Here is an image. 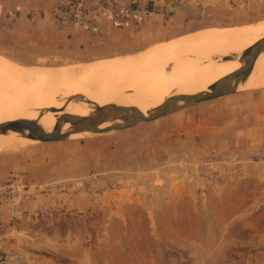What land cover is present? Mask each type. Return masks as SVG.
<instances>
[{"label":"crops","instance_id":"crops-1","mask_svg":"<svg viewBox=\"0 0 264 264\" xmlns=\"http://www.w3.org/2000/svg\"><path fill=\"white\" fill-rule=\"evenodd\" d=\"M86 1L91 5L92 0ZM66 2L0 0V53L19 63L53 56L111 59L210 28L264 22V0H119L122 7L151 4L157 10L141 23L130 19L123 26L116 25L113 13H92L90 19L101 29L94 33L58 20L54 8ZM44 150L0 155V264L89 260L84 223L73 224L72 218L63 221V229L53 222L66 213H82L83 184L90 172L96 174L94 182L115 185L118 208L123 196L134 195L121 182L135 174L148 183L147 196L166 192L173 199L192 197L197 222L192 220V227L235 231L236 239L224 235L220 242L239 244L237 257L246 252L248 262L264 264V86L198 103L187 114L173 113ZM63 184L71 186L62 187L60 194L73 198L56 209L53 195ZM91 195L99 203L94 197L100 194ZM146 212L156 213V205H147ZM68 226L80 231L68 232Z\"/></svg>","mask_w":264,"mask_h":264},{"label":"bare ground","instance_id":"bare-ground-1","mask_svg":"<svg viewBox=\"0 0 264 264\" xmlns=\"http://www.w3.org/2000/svg\"><path fill=\"white\" fill-rule=\"evenodd\" d=\"M262 36L264 24L216 27L201 35H185L157 44L141 55L74 67L35 69L0 55V122L35 117L37 109H42L44 115L39 122L51 127L58 114L86 116L94 110V104L110 103L135 105L146 113L173 91L186 93L207 89L208 85L240 65L238 60H230L227 56L220 61L210 60L212 54L223 53V50L239 51ZM188 53L193 56H186ZM200 58L204 62L199 61ZM260 61L261 68L252 74L243 89L264 86L262 53L255 58L256 65ZM66 102L65 110H49L51 107L61 109ZM69 125L68 122L66 126ZM1 136L4 137L0 139V150L33 142L23 137L19 140L15 133H0Z\"/></svg>","mask_w":264,"mask_h":264},{"label":"rangeland","instance_id":"rangeland-1","mask_svg":"<svg viewBox=\"0 0 264 264\" xmlns=\"http://www.w3.org/2000/svg\"><path fill=\"white\" fill-rule=\"evenodd\" d=\"M264 22L256 24H247L240 27L263 25ZM232 27V26H231ZM149 50V49H148ZM147 51V50H146ZM225 50H223L224 52ZM226 52V51H225ZM228 52V51H227ZM145 53V51H144ZM143 52L141 54H144ZM222 53V52H221ZM230 53V52H228ZM130 54V56L138 55ZM140 54V55H141ZM186 56H193V54ZM264 54V52L262 53ZM0 55L6 57L5 55ZM116 59L125 58L127 55H121ZM106 57L96 56L89 59L66 58V57H33L25 63H18L25 67L31 68H48V67H74L78 64L95 63L102 60L115 61V58L105 59ZM114 59V60H112ZM204 62L203 58L199 61ZM212 60V59H210ZM222 60V59H221ZM215 61V60H213ZM211 61V62H213ZM220 61V59L216 60ZM262 62L258 63L259 69ZM254 89V88H246ZM179 113L192 112V106L178 111ZM176 112V113H178ZM91 135V134H89ZM84 136V137H83ZM88 134L74 137V139H83ZM4 136H1L2 139ZM19 140H22L19 138ZM66 141V140H65ZM58 142H40L33 141L22 143V145L9 146L0 150V155L4 154H25L28 151H45ZM20 142V141H19ZM17 146V147H16ZM34 151V152H36ZM44 156V153H39ZM44 159V158H43ZM95 173H86L83 187L85 189V205L82 213L78 215L65 214L55 220L53 224L62 225L63 221L75 224L79 220L84 223L85 240L88 244L87 256L89 260L85 264H251L248 262L245 252L244 258L237 257V247L241 245L234 242L221 241L222 236L226 238L236 239L235 231L230 229H220L214 227H192V197H169L165 193L155 198L153 194H147V184L142 182L141 178L135 174L133 177L125 178L121 182L124 187L130 188L134 192L133 196H123L125 199L122 204H115L114 184L108 181L100 184L93 181ZM133 175L132 173L130 174ZM107 176V175H106ZM160 186L162 184H154ZM70 187L71 184L61 185L57 193L53 195L54 204L59 207L62 200L73 198V196H62L64 192L62 187ZM56 188V185L53 186ZM164 190V189H163ZM156 192V189H150L149 192ZM114 192V194H113ZM91 194H100L95 196L99 203L93 202ZM113 205L112 212L108 213V209ZM147 205H156V213L146 212ZM96 206V207H94ZM55 209V210H56ZM100 209V210H98ZM105 210V214L102 211ZM65 211L64 209H61ZM115 210V211H114ZM100 211V213L98 212ZM60 211L58 209L57 214ZM218 213L220 217L227 218L225 214ZM64 217V218H63ZM68 217H70L68 219ZM95 222V224H94ZM68 232L76 233L80 231V227L68 226ZM247 233L244 238H247ZM240 237V239H242ZM251 253V252H250ZM243 255V254H242Z\"/></svg>","mask_w":264,"mask_h":264},{"label":"water","instance_id":"water-1","mask_svg":"<svg viewBox=\"0 0 264 264\" xmlns=\"http://www.w3.org/2000/svg\"><path fill=\"white\" fill-rule=\"evenodd\" d=\"M228 52L214 53L211 59L218 60L227 56L230 60H238L239 67L218 78L208 85L207 89L186 93L173 91L162 103L150 107L146 113L135 105L94 104V110L86 116L72 113L58 114L55 116L54 124L45 127L39 122L44 110L37 109L38 113L35 117H18L0 122V133L6 135L15 133L19 138L40 142L68 141L74 139L76 133L89 135L131 128L138 123L156 120L204 101L247 90L242 86L248 83L253 73L259 71L255 58L264 52V36L248 47ZM67 104L68 102L64 103L61 109L51 107L49 110L54 112L65 110ZM68 122L70 125L66 126Z\"/></svg>","mask_w":264,"mask_h":264},{"label":"built area","instance_id":"built-area-1","mask_svg":"<svg viewBox=\"0 0 264 264\" xmlns=\"http://www.w3.org/2000/svg\"><path fill=\"white\" fill-rule=\"evenodd\" d=\"M119 0H92L91 5H87L86 0H67L63 5L54 8L56 17L61 22H70L80 28L99 33L100 26L94 23L90 17L92 13H113L116 25L123 26L133 19L136 23L152 14L153 10L148 8H138L134 6L122 7L118 5ZM173 2L169 4L171 7Z\"/></svg>","mask_w":264,"mask_h":264},{"label":"trees","instance_id":"trees-1","mask_svg":"<svg viewBox=\"0 0 264 264\" xmlns=\"http://www.w3.org/2000/svg\"><path fill=\"white\" fill-rule=\"evenodd\" d=\"M148 9H151V10H157V8L154 6V5H148L147 6Z\"/></svg>","mask_w":264,"mask_h":264}]
</instances>
